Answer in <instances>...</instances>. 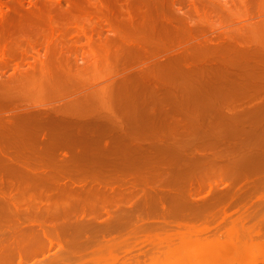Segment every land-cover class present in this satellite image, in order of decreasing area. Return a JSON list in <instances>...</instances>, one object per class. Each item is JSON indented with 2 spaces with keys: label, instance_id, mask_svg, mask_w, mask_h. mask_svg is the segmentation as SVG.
<instances>
[{
  "label": "bare ground",
  "instance_id": "6f19581e",
  "mask_svg": "<svg viewBox=\"0 0 264 264\" xmlns=\"http://www.w3.org/2000/svg\"><path fill=\"white\" fill-rule=\"evenodd\" d=\"M98 1L99 0H97V2ZM114 1L116 2L117 0H114ZM139 1L137 0V2H134V3H136V4L140 3L141 5L143 4L142 6L145 7V9H144L143 7H141L139 5L140 9H143L142 11L140 10L141 12L140 11L138 12L140 14V16L137 12H134L135 10H133V8L135 9L138 6L134 7V5H133V7H132L131 5L134 3H132L131 1L130 2L132 4H130V7H127V9H125V10H128V12L131 10L130 13L133 12L135 14L134 16L132 15L134 18L132 16L129 17L130 15L128 16V14H130V13H128L127 11H123V12H126L128 14L125 15L124 17L122 16L123 18H120L122 20H120V19L119 20L123 21V22H127L126 19L127 20L129 19L127 24L125 23L126 25L122 22L126 27L125 26L122 27L123 25L120 26L121 23H120V21L118 22V20H117L120 17L119 14H118L119 17L116 15V18H114L115 17L114 12L112 15H110V16L108 15L109 14L108 11L110 12L109 9L112 8V7L111 8L109 7L110 6L109 2H107V3H109V5L107 4L108 6H106V1H105V3H104V1L101 2L104 4L99 3V4H101V6L98 5V6H100L99 7L100 9L97 12L102 11V13L104 15L106 12L108 13V14H106V15H108V17L105 15L107 17V18H105L106 21L103 19V21L106 22V24L108 21V24H107L108 26L106 25L107 27H109V24H110V27H111V25L114 26L113 23H115V22H113L111 19H114V21L116 19V23H118L117 25H119V31H121L122 29L124 30V31H121L122 32L121 34L123 36H121V34L116 35L117 33H113V32H115L116 29L118 31V27H117V25H115V28L113 27L114 31L112 32V34H115L116 36H120V38L116 37V39L115 38L113 39L112 37H110L111 41L114 40L116 43H119L118 46L123 45L125 47V48H121L122 47L121 46L120 48H117L118 47L117 46L116 47L117 51L116 50H114V51H116L118 54H114L112 52L113 55H116V57L113 55H112V57H115V59H118V64H121L122 62H125V63L130 62L131 58L133 56H137V55L154 56L157 53H166L173 46L176 47L177 44L180 43V41L182 43H184L187 39L186 37L189 38V36L191 38V40H190L191 44L185 45V44H188V43H185L184 45H181V46L178 45L177 46V48H182L184 46H187L186 47L187 49H185L181 53V55L180 54L170 55L164 61L157 60L154 63L148 64L141 69H137L134 72L125 75L124 77L120 78V80L115 81L112 84L109 83V84H111L112 87L109 85V88L111 87V89L108 88V91H107V89H106V91L109 92V90H110L109 94H114V96H113L114 98L117 95L115 98L116 102H118L120 104L122 101L120 102L119 100H124V96H122L123 97L122 98L121 95L133 94L134 97H135V95H137L139 97L143 96L142 97L143 100H142V98H139V97H137V98L139 100L141 99L143 101L142 103H146V105L148 104V108L149 107L151 108V106H149V105H152V103L154 104V105H152V107L155 108L156 105L158 107V105H160L161 103L170 101L171 99L169 97L171 95H179V96L186 95V97H187V94L189 95V93H190L189 92L190 90H188V86H190L192 88H193V86L194 87L199 86V89H201V91L200 90L195 91V92L192 91L193 93H190L191 95H195V96H206V95L211 94V93H212L211 95H213V94H228V92L231 89L230 88L231 86H230V84L229 85L226 84L227 79L229 81V79L232 78V77L228 78L229 76H236L237 74L242 75L241 77H239V78H241L240 79L241 85H240V88L238 87V89L240 91L242 89H247V88H251L253 90L252 98H246L243 100L244 103L246 102L245 105H247L248 102H250V101L253 102L255 100L253 102V103H255L256 101L258 102L261 99V98L258 99V96L264 93V40H262V39L259 40L260 39L259 36L264 35V20L262 21L263 18L260 20L262 22L257 21L255 23V25L253 23L251 27H248L251 29L250 34L253 35V37H252L249 34V36L252 37L251 39L249 38L250 39L249 43H252V42L253 43L255 42V43L252 46L250 45L251 47L247 48V45H244V44H246L245 42H247V38H248L246 36L247 33H244V31L247 32V30H243V32L241 31L242 29L246 28V27L243 28L245 26V24H244V26L242 25L243 27L241 26L242 27L241 30L237 28L238 32H235V30H236L235 29L234 30L235 33L233 32L232 34L231 33L229 34V32H226V33L221 34V35L219 34L220 36L218 35L217 38L216 37H210L209 38V37H203V35H201L203 33H201L200 35L202 37H200L199 33L201 31H200V29L198 30V28H200L199 27L200 25L197 26L198 24H193V22L191 20H189L190 18L187 19L186 16L184 17L185 14L181 15V14H177L174 12L172 13V11H176V10H175V8L172 11L169 10L170 9V8H168L169 3L166 0H141L143 3L139 2ZM243 1H245V0H243ZM260 2H261V0H260ZM126 3L128 4V2H126ZM244 4H246V3H244ZM102 5H104V6L102 7ZM254 5H251V7H249V8L252 9V6L254 7ZM257 5H258V3H257ZM257 5L253 9L257 8ZM113 6L115 7V5H113ZM95 7H96V5H95ZM104 7L109 8V9L106 10ZM103 8L105 9V11L103 10ZM128 8H130V9H128ZM259 8H263V7L260 6ZM112 10H114V9H112ZM138 10H139V8L136 9V11H138ZM246 11H248V9ZM246 11H244V12H246ZM256 11H254L253 14ZM262 11H263V9H262ZM116 13H118V12H116ZM119 13H121V12H119ZM103 14H102V16H104ZM123 14H125V13H123ZM123 14L121 13V15H123ZM136 14H138L137 15L138 17L136 16ZM244 14L246 16L247 13H244ZM256 14H254V16ZM258 14H260V13H258ZM222 16H224V15H222ZM247 16H250V15L248 14ZM109 17H111V19ZM125 17H128V18H125ZM250 17H252V16H250ZM136 18H137V20H136ZM232 18H234V17H232ZM232 18H231V20H232ZM107 19H109L110 21ZM103 21H102V23H103ZM111 21H112V23H110ZM231 22H233V21H231ZM103 24H105V23H103ZM247 24H249V23H247ZM208 26H209V24H208ZM241 27L239 26V28H241ZM110 29L112 30V28H110ZM111 30H110V32H111ZM201 30H202V28H201ZM204 30H206L205 26H204L203 31ZM239 30L243 34L241 32H239ZM257 30H259L260 32ZM196 31H198L197 35H196V33H194ZM261 31H263V33ZM123 32H124V34H123ZM256 32L260 33V34L258 33L259 36H256V34H257ZM186 33H187V36L182 37L183 39L185 38V40H182V38L180 40L179 39L180 35L184 36L183 34L186 35ZM261 33H262V35H261ZM112 34L109 36H115ZM194 34H195V36H194ZM177 35L179 37H177ZM243 35L246 36L247 38L243 37ZM173 38L178 39V40H176L177 41L176 45L174 44V42H172ZM106 39H109V38H106ZM117 41H119V42H117ZM120 41L122 44H120ZM243 41H245V42H243ZM172 43L174 45H172ZM242 43H243V45H242ZM108 45H105V46H107V48H108V47H110V45L109 46ZM171 45H172V47H171ZM240 45L246 46V47L242 48ZM110 48H112V47H110ZM119 60L121 61V63L119 62ZM49 62H50V64H49L50 66L49 67L47 66L48 68H46V70L48 71V81L47 80H45L46 82L45 81L44 82L39 81L40 86L38 85L39 84V82H38L37 86L39 87V89H37V90L41 92L40 95L41 94L44 95L43 98H45V96L46 97L48 96L51 98H53V97L57 98L59 96H62L64 93H66V96H67L66 91H68V92L71 91V90L69 91L67 89L73 88L70 86H74L72 84L73 83L72 82L73 76L71 74L73 72L70 73V70L66 71L67 69L65 70V68H63L64 66L62 67V65L61 66L57 65L55 59L49 58ZM115 64H117V63H115ZM109 65H111V64H109ZM112 66H114V65H112ZM68 69H69V67H68ZM75 75L76 74H74V76ZM76 76H78V75H76ZM81 84L84 85V80ZM244 84H247V85H244ZM18 86H20V85H18ZM33 86H35L34 83H33ZM80 88H82V87H80ZM202 88H203V90H202ZM233 88L235 91L237 90L236 83L232 84V89ZM20 89L13 86V84L11 85V83L6 82L5 80H3V78H1V80H0V159L2 157H4L5 160L3 159L2 161H5V162H3V163L0 162V171H4L7 173H15V172H17L16 169H18V168L30 170L33 173L39 169L35 166L27 165V163L16 164L14 162L6 161V160H10L7 157H5L6 155H9V153L14 154V155L16 154L15 156H17V153L23 151V149H26V148L30 149V147H32L33 145L38 146V144H40V143L42 145L45 144L46 147L48 146L50 149L55 148L56 150H57V147L58 148L62 147V146L63 147H74L75 145H78L79 143H83L84 141L77 140L75 135L80 133V131H82V130H85V129L92 127L91 125H93V124H92L91 119L92 118L95 120L98 119L97 116H93L92 114L93 113L95 114V111H96L97 106H98L97 104L98 103L102 104L103 100L105 99V98L104 99L100 98V96H103V95H100L99 97L95 95L96 99L95 98L93 99L94 95H92L93 93H90L92 95V97H87V96L86 97H80V98L76 97V99L68 100V102H66V103L64 102V104H62V106L59 107V109L53 110L50 112H39L36 110H34V111L32 110V112L26 111V112L10 114V115H6L4 112L2 113L1 111L4 108H7V107L9 108L10 106L11 107L20 106L21 105L20 102H22L25 99V98L23 99V97L26 96L28 93H31V91L21 92ZM227 89H229V91ZM107 92H105V93H107ZM35 93H37V91ZM71 94H72V91H71ZM160 94H164V95H166V97H164V99L159 100L158 97ZM32 95H33V92L31 93V97H32ZM119 95H120V97H119ZM133 95H131V96H133ZM64 96H65V94H64ZM106 96H108V95H106ZM97 97L99 99H97ZM254 97H255V99H254ZM259 97H261V96H259ZM60 98H62V97H60ZM120 98H122V99H120ZM184 98L183 99L182 98L177 99L173 103V105L175 106V109L177 111L181 110V104L184 101ZM256 98H257V100H256ZM129 99H131V98H129ZM157 99H158V102L156 101ZM97 100H101L102 102L101 103H100V101L97 102ZM111 100H113V99H111ZM139 100L137 101L138 103L141 101V100L140 101ZM112 102H110V100H109L110 104ZM131 102L135 103L136 101H134L132 99V100H129L128 103H131ZM155 102H157L158 104H156ZM193 102H194V104L191 107H189L192 110L189 109V111H188V112L192 111L193 114L192 115H190L189 113H188V115L183 114V118H182L181 122L179 123L182 126L187 125L186 127H188V136L190 135V140L192 138H194L196 140L197 139L199 140L202 138L203 139L207 138L209 141H212L218 145H222L224 143H230L231 145H227V146H225V148H228L229 151L233 150L232 151L233 152L232 159L227 160L223 163H218L214 159L213 156L208 155L206 153H202L201 156L198 154L189 156L190 158H192V160L190 162H189V160L185 161L186 164L188 162L187 167L188 166L190 167V168L188 167V169H189L188 175L199 174V173L205 174L206 173V174L214 175L213 177L211 176V177H207V178H205V177L197 178V176H196V178L195 177L194 178L193 177L183 178L184 175H186V174H184V171H183L184 168L182 167L183 169L181 172H183L184 175H183V177L180 175L181 176V178H180V176L177 175L181 169L180 165H179L180 169L178 168L179 171L178 170H177V172L175 171V169H177V166H178L177 164L179 163L178 161H176L177 164H175V162L173 163V161L167 162V163L150 162L152 160H148V159L149 158L153 159L154 157H156V155H152L151 150L148 148H142V147L137 148L135 146H131V147H129V149L120 151V155L125 158L126 162H124L120 165H117L121 169L131 170V171H134V173H136V175L138 174L137 177L131 178V180H129V182H126L125 180H121L119 182L120 186L122 187L121 189H124V187L126 185L130 184L132 191H128L129 193H123V192L117 193L116 191H115L116 193L115 192L114 193L112 192L109 194L102 193L101 188L98 185H95L98 182V181L96 182L95 180H94L95 182L92 181V183L86 184V187L75 188V187L71 186L72 184L70 185V184L64 182L63 180H60L59 177L56 176V173L53 172V173L49 174L50 179H46L44 181L46 183L50 182L56 186L57 191H55V193H53V194H49L48 197H53V198L56 197L55 200L53 199L52 201L54 202V201H56V199H57V201L54 202L52 207L50 206L51 205L50 202H48L49 205H46L47 207L44 210L40 209V207H39L40 210L39 209L37 211L35 210L36 212L33 211L34 214L32 213V215L34 217L32 218V216H31V219L30 218L29 219H30V222L31 221L34 222L38 219H41V220L42 219H49L51 221H54V223L51 224L50 228H47V226H44V225L43 226L40 225L38 227L37 226L35 227L32 225V226H30V229H29V228H27V227H29V225L24 226L25 228H27V230L25 229L26 231H28V229H29V232H27V233H29V237H30V234H31V237H32V234H33V236L35 234L34 240L33 239H31V240L27 239L28 235H26L27 233L26 234L24 233L26 231L24 230V227L21 225H19V226L16 225L17 227L15 226L11 230L9 229V231H11L9 234H7L8 232L3 233V231L1 230L3 227V225H1L2 222L4 221L3 224H5V222L7 221L6 219L9 218L10 220H12L13 222H16V224H17V222L19 223L20 221H22V220H20V215L23 214V212L21 210H19V208L17 206V203L19 202V200L15 199L16 197L13 198L12 197L13 195L9 196V195H5V194L0 193V222H1L0 226H2L0 228V237H4L5 239L6 238L8 239L2 245H0V264H14V262L15 263L17 262V264H29L28 260L23 259L25 256L23 255L24 257H22L21 251L23 253L31 252L33 255L36 252L37 253L43 252V255H44L46 253V251L50 252L55 247H58V249L56 251H58L59 253L62 252V254H64V255L60 254L61 256L58 257V255H59L58 254L53 259H51L50 262H58L59 261L60 263L63 262L65 264H73L74 262L68 263V261H70L72 256L70 254L69 255L71 257L65 256V255L66 254L68 255V253L76 251L77 249H80V251L82 253L84 252V254H85L86 250L89 246L86 249L85 248L82 249V247L85 245H89V244H90V246L91 245L93 246V243L88 244V243L79 242L78 238H80L84 232L87 233V231H89L88 229H94L93 228L94 226L92 225V222H94V220H92V219H97L98 217L101 216L100 214H102V213L108 214V216H106L107 218H109L108 223L110 222L112 224L111 226L106 227L105 230H108L110 228H112V229L113 228H122V227L124 228V225L126 223L127 224L133 223L132 221L139 219L141 214L145 215V216L140 217V219L142 218L141 221H143L145 223H147L146 220L149 218V216L151 215L150 217H152V214H155V213H156V215L159 214V215L164 216V217L166 215L169 216V214L170 215L172 214L173 215V216L171 215L172 217H174V216L177 218L181 217L183 219H197V218L199 219L200 218L205 223V226L202 227L201 231H199L200 229L196 230L195 228H193L196 226L192 227V225L191 226H190V224L188 225V228L191 229V230L189 229L188 232L191 234H195V235L199 234V232H202V233L205 232L206 233V232H209L212 228H216V226L214 227L212 225H209L208 223L214 222V220L217 219V217H218L220 219L219 221L221 223L226 224V225L222 224V226L225 225L224 226L225 227L224 228V230H225L224 236L227 237L226 238L227 240H225V241L218 240L223 235V232L217 233V234L221 235L220 237H218L219 236L218 235L217 239L215 238L212 241L209 239L210 241L207 240L205 243L204 242H202V243L194 242L193 243V241L191 240L193 243L192 244L190 242V239H189L187 244L188 245L191 244V248L192 249L194 248L195 254L193 255V257L192 256L190 257V255L188 253L187 254L188 255L187 262L188 263L187 262H184V263L185 264H194V263L199 264V263H202L205 259L206 260L212 259L214 261L215 259H217V258L221 259V257H222V260H223V258L225 261L228 260V262L226 261L227 264H233L232 263L233 261H234V264H237V263L238 264H264V261H260L259 258H258L259 261L257 260L258 255L262 251H264V226H262V223H264V194L255 195L254 198L256 201L251 198L252 199V201L250 200L251 202H253V200L255 201L252 213L247 212L248 214H245L242 212L241 214H239L238 217H235V219H233L235 216V215L232 216L233 212L228 213V211H227L229 208L228 205L231 206L233 199L235 200L234 197H235L236 192L234 190L236 188H232V187H235V185L238 184V183H236L238 180L246 179V177L249 178V176H248L249 174L250 175L253 174V176H255V175L257 176V174L258 175L261 174V176L259 178H257V180H254L253 183H251L252 186L251 185H248V186L244 185V186L247 188L249 187V189L252 190V192L253 191L255 192L258 188H260L264 185V175L262 176V174L264 172V99H261V101L253 104L251 107H248L246 109L242 108L240 106L241 107V108L239 107L240 111L236 112L234 114H231V115L221 116L220 113H218V116L215 118L205 116L206 112H208L210 110H213V112H215V110H216V113L220 112L216 108H217V106L219 107L220 103L221 104H222V102L226 103L227 102L226 99L223 101H220L217 99L216 100H207V101H205V103L203 105H201L202 107L197 105V103H198L197 100H193ZM133 103L131 104V106L133 105ZM214 103H216V104L219 103V105L215 104L216 106H214L213 105ZM244 103L241 105H244ZM146 105H144V106L147 107ZM194 106H196V107H194ZM145 107H144V113L147 111ZM157 107H156V110L158 108L162 107V105H160V107H158V108ZM213 107H216L215 110ZM153 108H151V110ZM110 109H111V107H110ZM109 112H110L109 115L105 118V120L103 121L104 123L102 125L105 127V129L110 128V129L115 130L117 128L121 129L124 126H127L131 130L134 128H139V127H141L142 130H145V129H149L150 127L154 128L156 126L159 127V126H163L166 124L169 125L171 122V118L169 116H167L165 118H159L160 119L159 120V119H157V115L156 114L153 115V113L147 114L146 116H143L142 118L137 116V114H134L135 118L129 117V118L125 119V121H117L114 118L115 113L112 111V109ZM88 114L90 115V118H89ZM91 115H92V117H91ZM149 115H151V116H149ZM82 116H88L89 119L87 121L80 120ZM130 116H132V115H130ZM214 120L217 121V123L215 125L212 123ZM97 121H99V120H97ZM220 121H222V123H224V124L229 125L230 128L227 129L228 128V126H227L226 129L217 130V131L208 129V128H210L209 126L220 127V123H221ZM98 125H99V123H98ZM99 126L101 127V125H99ZM251 126L252 127L254 126L255 128L254 127L251 128ZM95 127H96V125H95ZM199 127H202V132H198L196 130V128H199ZM46 129L47 130L51 129V132H49L50 136L47 134L48 138L46 137L47 138L46 141L40 140L39 136L41 137L43 135V134H41V132H43L44 130L46 131ZM101 130H103V129H101ZM255 132H257V134H258L257 136H259V137L254 136L255 138H258V140H256L257 145L252 144V146H251L252 140H248V137H249V134L252 135V134H255ZM173 136H176V134H174ZM194 139H192V140H194ZM251 139H253V138H251ZM253 145L257 146V148L256 147L253 148ZM48 147H47V149H48ZM11 149H13V150H11ZM19 149H22V150L19 151ZM50 149H49V151H50ZM53 149L51 151L55 150V149L54 150ZM188 149L190 151L191 146H189ZM242 149L244 150V152H242V154L237 156V153H235V151L242 150ZM41 150L39 151L41 153L38 152L40 155L43 154ZM12 151L13 152L16 151L17 153H13ZM45 151L47 152V150H45ZM189 151H188V153H189ZM192 152L193 151H191V153ZM234 153H235V155H234ZM20 154L24 155L25 152L20 153ZM32 154H34V153L32 152ZM39 154H38V156H39ZM137 154L142 155L141 158H143V160H144L142 163L133 162L136 158L135 155H137ZM113 155H115V154H113ZM117 156H119V155L117 154ZM22 157H24V156H22ZM165 157H169L172 159H173V157L181 158V154L164 155L161 158H165ZM159 158H160V156H159ZM185 158H186V156H185ZM13 159H15V158H12L11 161H14ZM22 167H25V168H22ZM3 168H4V170H3ZM13 168H16V169H13ZM185 169H187L186 166H185ZM172 170H174V172ZM192 170H194V171L192 172ZM215 174L216 175L218 174L219 176H216ZM162 175H164V176L166 175V176L165 177L163 176L164 178H161ZM173 175H176V176H173ZM185 177H187V176H185ZM254 179H256V178H254ZM114 182H115V180H112L111 184ZM249 182H250V180H249ZM249 182H246V183L250 184ZM195 183L197 184V186H199L200 190H203V192L207 190L206 196H208V197L204 196V197H206V199H204V197L201 198V199H203V201L199 204H195V202L191 203V201H189L190 199L188 200V195L190 197L194 196L193 194H191L192 193L191 187H193ZM151 184H152V187H151ZM155 184H156V186H155ZM240 184H241V182H240ZM104 185L106 186V184H104ZM148 185L150 187H147ZM222 185L225 188V189L223 188L224 190L221 188ZM186 188L188 189L187 192H186ZM193 188H195V187H193ZM215 188H217V191ZM103 189L105 190V192L107 191L106 190L107 187H104ZM114 189L116 190L117 186L115 188V186L113 185L112 190L114 191ZM219 189H222L223 191L219 190ZM94 190L98 191L96 193V195L90 193L91 191L94 192ZM213 190H215V191H213ZM238 190H236V191H238ZM188 191H189V194H188ZM220 191H222V192H220ZM241 191H243V190H241ZM241 191L239 190V192H241ZM206 192H205V194H206ZM239 192H237V194L242 193L241 196L243 195L242 197L245 198L246 197L245 195L247 194V192H250V191L246 190L245 193L244 192L239 193ZM254 192H253V194H254ZM248 195H247L248 199H249V197L253 196L251 194V192L248 193ZM250 195H252V196H250ZM44 197H46V196H44ZM192 197H191V199L194 198V197L193 198ZM248 199H246V200L249 201ZM46 200H48V199H46ZM84 200H86V201H84ZM241 200H244V199L243 198L241 199V197H240V201ZM48 201H50V199ZM224 202L226 203V205ZM104 203H108L109 206L107 208L105 207V209L103 211H100L99 205H103ZM46 204H47V201H46ZM32 205H34V204H32ZM61 205H65L67 207L68 206H82L83 205V206H85L84 208L94 210L93 213L95 215L89 214V215H92L90 217L87 214H80V215L76 214L73 216V215H71L72 214L71 212L74 211L73 209H71V208H68V209L67 208H60ZM218 205H219V207L220 206L222 207L223 205L224 206L222 207L221 210H219L220 208L217 207ZM240 206H243V205H241V203H240ZM215 207H217V210H212ZM242 208H244V207H242ZM239 209L241 210V208H239ZM75 210H79V208H75ZM80 211H82V210H80ZM80 211H79V213H82ZM141 211H142V213H140ZM30 212H31V210H30ZM138 213H139V216H138ZM147 215H149L148 218L146 217ZM29 219H27V220H29ZM250 219L251 220L253 219V220L251 221ZM41 220H39V221H41ZM219 221H218V223H219ZM58 222L60 224H57ZM145 223H143V224H145ZM215 223H217V222L215 221ZM30 224H32V223H30ZM10 225H12V224H10ZM177 225H178V227H180L183 224L179 223ZM4 229H5V227H4ZM192 229H194V231ZM137 230H138V228H137ZM12 232H15V233L18 232L17 236H19V235L20 236L19 237L14 236L16 234H14ZM89 233H90V231H89ZM93 233H95V232H93ZM191 234H188V236H182L181 239L183 241H181V243L187 242L184 239L186 237L190 238L189 236ZM94 236H92V237H94ZM169 236H171V235H169ZM25 237H26V239H25ZM163 239H161V240H163ZM224 239H225V237H224ZM94 243L96 244V242H94ZM95 244H94V246H95ZM121 244H123V242L122 243L115 242L112 244V246L110 244L111 248H109V251L111 252V254H113L114 250ZM65 245H66V247L68 246L69 249L68 248L65 249L66 248ZM105 245H107V244H105ZM105 245H104V247H105ZM126 245L128 246V244H126ZM126 245L124 244V246H126ZM127 246H126L124 251L130 252V249L127 248ZM175 247H173V250H175L174 249ZM178 247L176 248V250L178 249ZM197 247L200 248L199 251H198ZM95 248L97 249L96 250V253H97L102 249V245L97 241V245L95 246ZM131 248H132V246H131ZM195 248H197V250ZM230 248H231V250H230ZM190 249H189V251H190ZM192 249H191V252H193ZM173 250H170V251L172 253H174ZM56 251H55V254H56ZM93 251H95V250H93ZM196 251H198V252H196ZM233 251L236 252L235 256L233 255L232 257H230V256L227 257V254L232 253ZM144 252H146V251H144ZM165 252H166V250H165ZM165 252H163V253H165ZM167 252H169V251H167ZM171 252L164 254L165 255V257L163 256L164 260H167L171 256L175 257L177 255V253H178L177 256H179V254L181 253L180 249L178 250V252L175 253V255H172ZM191 252H190V254H191ZM16 253H18V257H19L18 260H17V257L16 258L14 257ZM76 253H79V250H77ZM76 253H74V254H76ZM96 253H94V254H96ZM99 253H97V254H99ZM158 253H160V252H158ZM85 255H87V254H85ZM78 257L80 259V256H78ZM78 257L76 255V258H78ZM154 257L155 256H153V255L149 256V258L151 259L150 263L152 261L153 264H156L155 261H157V258L154 259ZM157 257H159V256H157ZM201 257H203L204 260ZM214 257H217V258H214ZM92 258H93V260H96L95 261V262H97L96 264H99V261L101 259H100V257H98V255L97 256L94 255V257H92ZM199 258H201V259L199 260ZM15 259L17 261H15ZM75 260H73V261H75ZM108 260H111V262L108 264H116V262L118 261V257L114 256V257H112V259L109 258ZM135 260L138 262L135 264H141L142 261L143 262L147 261L146 258H145V261L142 259H141V261H140V259H135ZM201 260H203V261L200 262ZM81 261H78L77 264H79V263L81 264ZM226 262H224V263L226 264ZM219 263H220V261H219ZM224 263H221V264H224ZM122 264H133L132 257L122 261Z\"/></svg>",
  "mask_w": 264,
  "mask_h": 264
},
{
  "label": "rangeland",
  "instance_id": "374dc122",
  "mask_svg": "<svg viewBox=\"0 0 264 264\" xmlns=\"http://www.w3.org/2000/svg\"><path fill=\"white\" fill-rule=\"evenodd\" d=\"M102 1H104V3L106 1V6H108L110 3L109 7L110 8L112 7L111 9L104 7L106 10L107 9L110 10V12L108 11L109 14L106 12L105 15L108 14L110 16L113 14V12L115 15L114 18H116V15L118 17L120 15L119 18L117 17L118 22L120 20H122L120 18H123L125 15H127L128 13L131 12V10L128 12V10H125V9H127V7H130V4L137 2V0L136 1L135 0H126V1L125 0H117L116 2L114 0H108V1L107 0H101V1L99 0L98 2H97V0H58V1L57 0H0V5H1L0 6V80H1V78H3V80L11 83V85L13 84V86H15L19 89L21 88L20 89L21 92H29V91H31V93L33 92L32 97H31V93H28L27 94L28 96L26 95L23 97V99L24 98L25 99L22 102H20L21 103L20 106H17V107H11L10 106L9 108L8 107L4 108L1 111L2 113L4 112L6 115H10V114L22 113V112H26V111L32 112V110L33 111L36 110L39 112H50V111L59 109V107H61L62 104H64V102L66 103V102H68V100L76 99V97L77 98L86 97V96L92 97V95H94L93 99L94 98L96 99V96L99 97L100 95H103V96H100V98L106 99V100L104 99L103 102L101 100H97V102L100 101V103L102 102V104L98 103L95 114L94 113L92 114L93 116L98 117V119H96V120L93 118L91 119L92 124H93V125H91L92 127L85 129L86 131L85 130H82L83 132L80 131V133H78L79 135L78 134L75 135L76 139L84 141L83 143H79L78 145H75L74 147H63V146H62L63 148L57 147V150L55 148H54L55 150L53 148L50 149L48 146H47L48 147V149H47L45 144L42 145L40 143L41 145L40 144H38V146L33 145L32 147H30V149L26 148V149H23V151L18 152V153L16 151H14V152L12 151L13 153H17V156H15L16 154L14 155V154H10V153H9V155L5 156L8 159H10V160H6V161L14 162L16 164L27 163V165L35 166L39 169L37 171H35L34 173L31 172L30 170L19 169V168L18 169L13 168V169L17 170V172H15V173H7L4 171H0V193L5 194V195H9V196L13 195L12 196L13 198L16 197L15 199L19 200V202L17 203V206H18L19 210H21L23 212V214L20 215V220H22V221H20L19 223L17 222V224H16V222H13L9 218L6 219L7 221L5 222V224H3L4 221L2 222V224L0 222V224L3 225V227L0 226V228L2 227L1 230L3 231V233L8 232L7 234H9L11 232V231H9V229L11 230L16 225H18V226L21 225L23 227L29 225V227H27L29 229H30V226H32V225L35 227L36 226L38 227L40 225L47 226V228L51 227V224H53L54 221H51L49 219H42V220L38 219L34 222H32V221L30 222V219H31V216H32V218L34 217L32 215V213L34 214L33 211H35V210L37 211L39 209V207H40V209L44 210L47 207L46 205H49L48 202H50V204H51L50 206L52 207L54 202L57 201V199L54 202L52 201L53 199L55 200L56 197H54V198L48 197L49 194H53V193H55V191H57L56 186L50 182L46 183L44 181L46 179H50L49 174H51L53 172L56 173V176L59 177L60 180H63L64 182H66L70 185L72 184L71 186L75 187V188L86 187V184L92 183V181L95 180L96 182L98 181L95 185H98L101 188L102 193L109 194L112 192L114 193L115 191L117 193L118 192L119 193H121V192L129 193L128 191H132L130 184L126 185L124 187V189H121L122 187L120 186L119 182L121 180H125L126 182H129V180H131V178L137 177L138 174L136 175V173H134V171L124 170V169H121L117 166V165H120V164L126 162L125 158L120 155V151L129 149V147H131V146H135L137 148L142 147V148L150 149L151 154L156 155V157H154L153 159L152 158L148 159V160H152L150 162L167 163V162L173 161V163L175 162V164H177L176 161H178L179 163L177 164L178 166H177V169H175V171L177 172V170L179 171V169L181 168L179 173L178 174L176 173V174L178 176L181 175L182 177L184 174H186V175H184L183 178H188V177H193V178L195 177L196 178V176H197V178H200V177L201 178H203V177L207 178V177H211V176L213 177L214 175H210V174H206V173L205 174L199 173V174L188 175V170H189L188 167L189 166L187 167L188 162L186 164L185 161L189 160V162H190L192 160V158H190L189 156L196 155V154L201 156L202 153H206L208 155L213 156L214 159L218 163H223L227 160L232 159V157H233V152H232L233 150L229 151L228 148H225V146L231 145V144L230 143H224L222 145H218L212 141H209L207 138L206 139L202 138L199 140L197 139L198 141L194 138H192L194 140H192V139L190 140V135L188 136V127H186L187 125L182 126L179 124L183 118V114H186V115H188V113L190 115L193 114L192 111L188 112L189 109L192 110L189 107H191L194 104L193 100H197V102H198L197 105L201 106L207 100H216L217 99V100L223 101L226 99L227 100L226 103L222 102V104L220 103V105H219V103L213 104L214 106L219 105V107L217 106V108L216 107H213V108H214V110H215V108L218 109V111H220V112L216 113V110H215V112H213V110H210L211 112L210 111L206 112L205 116L215 118L218 116V113H220L221 116L231 115V114H234L236 112H239L240 106L242 108L246 109L248 107H251L253 104L258 103L259 101H261V99H264V93H263V94L259 95L261 97L258 96V99L261 98L258 102L256 101L255 103H253L255 101L254 100L253 102L250 101V102H248L247 105H245L246 102L244 103L243 100L246 98H252L253 90L251 88H247V89H242L240 91L238 89V87L240 88V85H241L240 79L241 78H239V77H241L242 75L237 74L236 76H229L228 78L232 77L229 79V81L227 79L226 84H228V85L230 84V86H231L230 91H229V89H227L229 91L228 94H213V95H211L212 94L211 93V94H208L206 96H195V95H191L190 93H193V92L199 91V90L201 91V89H199V86H197V87L193 86V88L188 86V90H190L189 91L190 93H189V95L187 94V97H186V95H184V96L183 95H181V96L171 95L170 97L168 96L171 100L164 102V103H161L160 105H162V107H160V105H158V107H160V108H158L156 105V107L158 108L157 110H156V107L155 108L152 107V105H154V104L151 102L152 105H149V106H151V108H153L152 110L154 112L151 110L150 107L148 108V104L146 105V103H142L143 102L142 101L143 96L139 97V96L135 95V97H134L133 94H128V95L124 94V95H121V97L124 96V100H119L120 102L122 101L119 104L118 102H116V99H115L117 95L115 94L116 96L114 98L113 97L114 94H109L110 90H109V92H107L109 85L111 86V84L113 82L120 80V78L124 77L125 75L132 73L137 69H141L148 64L154 63L157 60L164 61L170 55H177V54L181 55V53L185 49H187L186 48L187 46H184L182 48H177V46L178 45H180V46L184 45L185 43H188L185 45H190L191 44V41H190L191 38L189 35H188L189 38L186 37L187 33H186V35L183 34L184 36L180 35V37L178 36L179 35L178 34L177 37H179L180 40L182 37H186L187 38L186 41L185 42L183 41L184 43H182L179 40L181 44L180 43L177 44L176 40H178V39H175L176 37L173 38L172 42H174L175 45L177 44V46L172 47V45H174L172 43V45H171L172 48L170 47L171 49L168 52L157 53L154 56L137 55V56H133L131 58L130 62H127V63L122 62L123 63L122 64L121 61L119 60V62L121 64H118V59H115L116 55H113V53L118 54L116 52L117 48H120L121 46H122L121 48H125V47L123 45L118 46L119 43H116L114 40L111 41L110 37H112L113 39L114 38L116 39V37L120 38V36H116V35H118V34L120 35L122 33L121 31H124V30L122 29L121 31H119V25H117L118 23H116V19L114 21V19H111V17H109V18L113 22H115L116 24L113 23L114 26L111 25V27L109 24V27L112 28V30L109 27H107L108 21L106 24V22H104L103 19L106 21L105 18H107L108 15H106L107 16L106 17L102 13V11L97 12L100 9L99 7L101 6V4H104V3H101ZM166 1L169 3V6H170V7L168 6V8H170L169 10L172 11L175 8L176 11H172V13L174 12V13L181 14V15L185 14L184 17L186 16L187 19L190 18L189 20H191L193 22V24H198L197 26L200 25L199 26L200 28H198V30L200 29V31H201V32L199 31L200 37H202L201 35H203V37H209V38L210 37H216L217 38V36L219 34L221 35V34H224L226 32H229V34L230 33L232 34L235 29H236L235 32H238L237 28L241 30L245 24V26L243 28H245V27L246 28L242 29L241 31L243 32V30H247V32L244 31V33L248 34V35L246 34V36L248 38L243 35V37L247 38V42L243 41L246 43L244 45H247V48L251 47L255 43V42L249 43V41L253 37V35L250 34L251 29L248 27H251L253 23L255 25V23L257 21L259 22L262 18H263L262 21L264 20V0H261V2H260V0H255V1L254 0H245V1H243V0H170V1L166 0ZM107 2H109V3H107ZM126 2H128V4ZM139 2L143 3L141 0ZM243 2L246 4H244ZM99 3H101V4H99ZM257 3H258V5H257ZM135 4L136 3L132 4L131 6L132 7H133V5H134V7L138 6L137 8H139V10L136 11L137 8H135V9L133 8V10H135L134 12L138 13L140 10L141 11L143 10V9H140V7H139V5L141 7H143L142 6L143 4L142 5L140 3H137L138 5L137 4L135 5ZM95 5H96V7L98 5H100V6H98L96 8ZM113 5H115V7ZM251 5H254V7L257 5L258 9L257 8L253 9L254 8L253 6H252V9H250L249 7H251ZM103 6L104 5H102V7ZM260 6L263 8H259ZM104 8H103V10L105 11ZM143 8L145 9V7H143ZM112 9H114V10H112ZM128 9H130V8H128ZM247 9H248V11H246ZM262 9H263V11H262ZM123 11H127L128 13L123 12ZM242 11L243 12L246 11V12H244V13H247L246 16ZM254 11H256L254 14L257 13L255 16L253 14ZM116 12H118V13H116ZM119 12H121L122 14L123 13H125V14L121 15V13H119ZM258 13H260V14H258ZM102 14L105 17L102 16ZM138 14H136V16ZM248 14L252 17L247 16ZM132 15L134 16L135 14L133 12L128 14L129 17H131ZM222 15H224V16H222ZM139 16H140V14H139ZM231 16L234 18H232ZM125 18H128V17H125ZM231 18H232V20H231ZM107 20H109V19H107ZM128 20L126 19L127 22H128ZM136 20H137V18H136ZM102 21L105 24H103ZM112 21L110 23H112ZM231 21H233V22H231ZM262 21H260V22H262ZM122 22L123 21H120L121 24L120 23L119 24H120V26L123 25L122 27H124L127 24V22H123L124 24L126 23L125 25ZM247 23H249V24H247ZM208 24H209V26H208ZM115 25H117L118 31L116 29L115 32H113ZM204 26H205L206 30L203 31ZM239 26L240 27L242 26V27L239 28ZM201 28H202V30H201ZM110 30H111V32H110ZM240 30H239V32H241ZM257 31H259V30H257ZM112 32L117 33V34L116 35L112 34ZM197 32L198 31H196L194 33H196V35H197L198 34ZM259 32H256L257 33L256 36H259L258 35ZM261 32L263 33V31H261ZM201 33H203V34H201ZM262 33H261V35H262ZM111 34L115 35V36H109ZM123 34H124V32H123ZM249 34L252 37L249 36ZM121 36H123V35L121 34ZM194 36H195V34H194ZM263 36L264 35L259 36L260 39L258 37L257 38L259 40H261V39L264 40ZM106 38H109V39H106ZM182 40H185V38L184 39L182 38ZM117 42H119V41H117ZM108 44L112 48H110V47L107 48V46H105ZM120 44H122L121 41H120ZM242 45H243V43H242ZM241 47L245 48L246 46H241ZM114 50H116V51H114ZM112 55L115 57H112ZM49 58L55 59L56 64L60 65V66L62 65V67L64 66L63 68H65V70L67 69L66 71L70 70V73L73 72L71 74L73 76V80H72L73 83L72 84L74 86H70L73 88L67 89L69 91L71 90L72 94H71V91L70 92L66 91L67 96H66V93H64L65 96L63 94L62 96H59L57 98L56 97L51 98L48 96L47 97L45 96V98H43L44 95L43 94L40 95L41 92L37 90V89H39L37 84L39 81L40 82H44L45 80L48 81V71L46 70V68H48L50 66L49 65L50 64ZM115 63H117V64H115ZM109 64H111V65H109ZM112 65H114V66H112ZM68 67H69V69H68ZM74 74H76L78 76H76V75L74 76ZM80 80L82 82L84 80V85L81 84L82 82ZM40 82L38 84L39 86H40ZM33 83L35 86H33ZM109 83H111V84H109ZM235 83L237 85L236 91L234 90V88L232 89V84H235ZM18 85H20V86H18ZM244 85H247V84H244ZM80 87H82V88H80ZM111 87L109 89H111ZM106 89H107V91H106ZM202 90H203V88H202ZM36 91H37V93H35ZM105 92H107V93H105ZM90 93H93V94L91 95ZM106 95H108V96H106ZM131 95H133V96H131ZM60 97H62V98H60ZM98 97H97V99H99ZM119 97H120V95H119ZM137 97L142 98V100L140 99L141 100L140 101ZM164 97H166V95L160 94L158 99L159 100L164 99ZM122 98H120V99H122ZM129 98H131V99H129ZM181 98L182 99L184 98V101L181 104V110L177 111L175 109V106L173 105V103L177 99H181ZM111 99H113V100L115 99L114 100L115 102ZM132 99L136 102L135 103H133V102L128 103L129 100H132ZM158 99L156 100L157 102H158ZM254 99H255V97H254ZM109 100H110V102L113 101L111 103L112 105L109 103ZM138 100L140 101L139 103L137 102ZM256 100H257V98H256ZM157 102H155V103L158 104ZM132 103H133V105L131 106ZM243 103H244V105H241ZM144 105H146L147 107H145ZM143 106L147 110L145 113H144V107ZM196 106H194V107H196ZM110 107H111L112 111L115 113L114 118L117 121H125V119H127L129 117L135 118L134 114H137V116L142 118L143 116H146L147 114L153 113V115L154 114L157 115V119L165 118V117L169 116L171 118V122L169 125L166 124V125L159 126V127L156 126L154 128L150 127L149 129H145V130H142L141 127L134 128L131 130L127 126H124L121 129L117 128L115 130L110 129V128L105 129V127L102 125L104 123L103 121L105 120V118L109 115V113H110L109 111H111ZM92 115H91V117H92ZM130 115H132V116H130ZM149 116H151V115H149ZM89 118H90V115H89ZM89 118H88V116H82L80 120L87 121ZM97 120H99V121H97ZM97 122L99 123V125H101V127L98 125ZM220 122H221L220 127L209 126L210 128H208V129L217 131V130H224L227 128V126H228L227 129L230 128L229 125L222 123V121H220ZM212 123L215 125L217 123V121L214 120ZM95 125H96V127H95ZM253 127L251 126V128H253ZM101 129H103V130H101ZM196 130L198 132H202V127L196 128ZM49 132H51V129H48V130L46 129V131L44 130L43 132H41V134H43V135L41 137L39 136V139L46 141V139L48 138V135L50 136ZM174 134H176V136H173ZM252 135L249 134V137H248V140H252L251 146H252V144H256V142H257L256 140H258V138H255L254 136L259 137V136H257L258 135L257 132H255V134H252ZM251 138H253V139H251ZM189 146H191L190 151L188 149ZM254 147L257 148V146L253 145V148ZM49 149H50V151L52 149L54 151L50 152ZM11 150H13V149H11ZM20 150H22V149H19V151ZM40 150L42 151V153L44 155L39 154V153H41V152H39ZM45 150H47V152ZM188 151H189V153H188ZM191 151H193V152L191 153ZM237 151H235V153H237V156L242 154V152H244L243 149L237 150ZM24 152H25L24 155L20 154V153H24ZM32 152L34 154H32ZM235 153H234V155H235ZM38 154H39V156H38ZM113 154H115V155H113ZM117 154L119 156H117ZM170 154H174V155L181 154V158H177V157H173V159L169 158V157L161 158L164 155H170ZM158 155L160 156V158ZM22 156H24V157H22ZM135 156H136V158L133 162L142 163L144 161L143 158H141V156H142L141 154H137ZM185 156L187 159L185 158ZM12 158H15V159H13L14 161H11ZM3 159H4V157H2L0 159V162H2V163L5 162V161H2ZM179 165H180V168H179ZM185 166L187 169H185ZM22 168H25V167H22ZM182 169L184 171V174H183V172H181ZM3 170H4V168H3ZM172 171L174 172V170H172ZM193 171L194 170H192V172ZM263 175H264V172H263L262 176ZM163 176L164 175H162L161 178H164L166 175L164 177ZM173 176H176V175H173ZM181 176H180V178H181ZM185 176H187V177H185ZM216 176H219V175L217 174ZM248 176L250 179L248 177H246V179H243V180L240 179L241 181L238 180L239 182L238 181L236 182L239 185L236 184L235 187H232V188H236L235 190L233 189L236 192L235 197H234L235 200L233 199V202L231 205L232 207L228 205L229 208L227 211H228V213L233 212L232 216L235 215L234 218L232 217L233 219H235V217H238L239 214H241L242 212L245 214H248L247 212L252 213V210H253L254 204H255L254 202L256 201L254 198L255 195L264 194V185L262 187L258 188L255 192L253 191L254 194H253L252 190L249 189V187L248 188L245 187L248 185L252 186L251 183H253L254 180H257V178H259L261 176V174L260 175L257 174L258 177L256 175H255L256 177L253 176V174H251V175L249 174ZM254 178H256V179H254ZM112 180H115V182L111 184ZM249 180H250V182H249ZM240 182H241V184H240ZM246 182H249L250 184H247ZM104 184H106V186ZM113 185L115 186V188L117 186V189L116 190L114 189V191L112 190ZM223 185L221 187L222 189L224 188ZM155 186H156V184H155ZM104 187H107L106 192L103 189ZM147 187H150V186L148 185ZM151 187H152V184H151ZM193 187H195V188H193ZM193 187H191V190H192L191 194L194 195L193 196L194 198L191 196L193 198V199H191V197L188 195V200L190 199L189 201H191V203L195 202V204H199L203 201V199H201V198H203L204 196L207 195V192H206L207 190L203 192V190H200L199 186H197L196 183L194 184ZM187 188H186V192L188 190ZM215 189L217 191V188H215ZM222 189H219V190H222ZM238 189L240 191L243 190L241 192H244V193L246 192V190L250 191L253 196L250 195L252 197H249V199H248V196H249L248 193H250V192H247V194L245 195L247 198L246 197L244 198V197H242L243 195L241 196L242 193L239 192ZM236 190H238V191H236ZM213 191H215V190H213ZM222 191H220V192H222ZM97 192L98 191L94 190V192L91 191L90 193L96 195ZM205 192H206V194H205ZM237 192H239L241 194H237ZM188 194H189V191H188ZM44 196H46V197H44ZM239 196L241 197V199L243 198L244 200L240 201ZM206 197H208V196H206ZM206 197H204V199H206ZM251 198L254 199L255 201L253 200V202H251L252 201ZM46 199H48V200L50 199V201H48ZM246 199H248L249 201H247ZM46 201H47V204H46ZM84 201H86V200H84ZM226 203H225V205H226ZM240 203L243 206H240ZM32 204H34V205H32ZM108 206H109L108 203H104L103 205H99V209H100V211H103L105 209V207L107 208ZM84 207L85 206H83V205L82 206H68V207L65 205H61L60 208H67V209L71 208V209H73L74 211L71 212L72 213L71 215H73V216L76 214H78V215H80V214L95 215L93 213L94 210L84 208ZM217 207L220 208L219 210L222 209V207L221 206L219 207V205ZM217 207H215L212 210H217ZM242 207H244V208H242ZM75 208H79V210H75ZM239 208H241V210ZM30 210H31V212H30ZM80 210H82V211H80ZM79 211L82 213H79ZM140 213H142V211ZM102 214H100L101 216L99 215L100 217H98L99 219L97 218L98 220L92 219V220H94V222H92L94 229H88L90 231V233H89V231H87L88 234L86 232H84L82 234V236L80 238H78L79 242L88 243V244L93 243V246L92 245L90 246V244L89 245L84 244L86 247L85 246L82 247V249L83 248L86 249L89 246L86 250V253H85L87 255H85L84 252L82 253L80 251V249H77V250H79V253H76L77 252V250H76V251H73L76 254L71 252V253H68V255L67 254L65 255L68 257L72 256V258L70 259V261H68V263L74 262L73 264H77L78 261L82 260L81 264L82 263L83 264H96L97 263V262H95L96 260H93L92 257H94V255H96V256L98 255V257H100V259H101L99 261V264L110 263L111 260H108V259L109 258L112 259V257H114V256L118 257L119 262L117 261L116 264H122V261H124L125 259H128L130 257H132V259H133V264L138 263L135 259H140V261L142 259L145 261V258L147 261H145V262L142 261L141 264L142 263L143 264L144 263L149 264L150 260H151L149 258V256L153 255V256H155L154 259L157 258L158 262L155 261L156 264H185L184 262H187V260H188L187 254L189 253L190 257L191 256L193 257V255L195 254L194 248L193 249L191 248V244L190 245L187 244L189 239H190L191 243H192V241H193V243L194 242H199V243L204 242L205 243L209 239L211 241L215 238L217 239V236L219 235L217 233L223 232L222 236L221 235L218 236V237L221 236V238L218 240H220V241L227 240L226 239L227 237L224 236L225 235V233H224L225 227L224 226L226 224L221 223L219 221L220 219L218 217H217V219L214 220V222L208 223L209 225H212L214 227L216 226L217 229L212 228L209 232H206V233L205 232L204 233L199 232V234H197L198 235L197 236L195 234H191L188 232V230L190 229V228H188V225L190 224V226L192 225V227L196 226L193 228H195L196 230L200 229L199 231H201L202 227L205 226V223L200 218L199 219L198 218L197 219H183L181 217L177 218L175 216H174L175 217L174 218V217H172L173 216L172 214H171L172 216L169 214V216L166 215L164 217V216H161L159 214L156 215V213H155V214H152V217H150L151 215L146 216L147 218L149 216V218H148L149 220L148 219L146 220V222L148 223L147 224V223L141 221L142 218L140 219V217L145 216L144 214L143 215L141 214L139 219H136L137 221L136 220L132 221L133 223H130V224L128 223L129 225L126 223L124 225V228L123 227L122 228H113V229L110 228L108 230H105L106 227L111 226L112 224L110 222L108 223L109 218L106 217V216H108V214H106V213H104L103 215ZM92 215H89V216L91 217ZM138 216H139V213H138ZM27 219H29V220H27ZM39 220H41V221H39ZM215 221L217 223H215ZM218 221H219V223H218ZM30 223H32V224H30ZM143 223H145V224H143ZM179 223H182L183 225L178 227L177 224H179ZM10 224H12V225H10ZM57 224H60V223L58 222ZM222 224H225V225L222 226ZM262 226H264V223H262ZM4 227H5V229H4ZM27 228L24 227V230L25 229L27 230ZM137 228H138V230H137ZM29 229H28V231L25 230L26 232H24V233L26 234L27 232H29ZM192 230L194 231V229H192ZM93 232H95V233H93ZM12 233L16 234L14 236H17L18 232L17 233L12 232ZM188 234H191L189 236L190 238L186 237L184 239L187 242L181 243V241H183L181 239V237L182 236H188ZM26 235H28L27 239H30V240L33 239L34 240V238H35V234H34V236L32 234V237H31V234L29 237V233H27ZM169 235H171V236H169ZM19 236H17V237H19ZM92 236H94V237H92ZM224 237H225V239H224ZM25 239H26V237H25ZM161 239H163V240H161ZM6 240H8V239L7 238L5 239L4 237H0V245H2ZM97 241L102 245V249L99 251L100 253L97 252L99 254L96 253L97 247L95 248V246L97 245ZM121 241L123 242V244H121L122 246L119 245L118 246L119 248L117 247L118 249L116 248L114 250V253L111 254V252L109 251V248H111L110 244L112 246V244L115 242L122 243ZM94 242H96V244ZM94 244H95V246H94ZM105 244H107V245H105ZM124 244L125 245L128 244V246L127 245L126 246H127V248L130 249V252L124 251L126 248V246H124ZM104 245H105V247H104ZM131 246H132V248H131ZM65 247H66V245H65ZM173 247H175L174 248L175 250L177 247H178V249L175 251V250H173ZM189 247L192 249L193 252H191V249ZM67 248L69 249L68 246L65 249H67ZM197 248H195V249L197 250ZM57 249H58V247H55L50 252L46 251V253L44 252L45 253L44 255H43V252H41V253L36 252L33 255L31 252L23 253L21 251V255H22V257H24V256L26 257V258L24 257L23 259L28 260L29 264H31L32 262H33L32 264H55V263L56 264H65L63 262L60 263L59 261L58 262H50L51 259H53L58 254H59L58 257L61 256L60 254H62V252L59 253L58 251H56ZM179 249L181 251L179 256H177L178 255V253H177V255L175 257L171 256L172 258L170 257L167 260H164V257H165L164 254L170 253L171 252L170 250H173L174 253L171 252V254L175 255V253L178 252ZM189 249H190V251H189ZM199 249L200 248H198V251H199ZM93 250H95V251H93ZM165 250H166V252L167 251H169V252L166 253ZM230 250H231V248H230ZM55 251H56V254H55ZM144 251H146V252H144ZM198 251H196V252H198ZM158 252H160V253H158ZM163 252H165V253H163ZM190 252L192 255L190 254ZM94 253H96V254H94ZM232 253H228L227 257H229V256L232 257L233 255L235 256L236 252L233 251ZM62 255H64V254H62ZM76 255H77V257L80 256V259H79V257L76 258ZM157 256H159V257H157ZM14 257L15 258L17 257V260H18V258H19L18 253H16ZM201 258L204 260L203 257H201ZM201 258H199V260ZM214 258H217V257H214ZM258 258L260 259V261H264V251H262L258 255L257 260L259 261ZM75 259L76 260L78 259V260L76 261ZM17 260L15 259V261H17ZM73 260H75L76 262ZM203 260H201L200 262H202ZM211 260L212 259H209V260L205 259L202 263H199V264H221V263H224L226 261L228 262V260L225 261L224 258H223V260H224L223 261L222 257H221V259L217 258L214 261L213 260L211 261ZM219 261H220V263H219ZM227 262H226V264H227ZM232 263L234 264V261ZM14 264H17V262L16 263L14 262ZM150 264H153V262L151 261Z\"/></svg>",
  "mask_w": 264,
  "mask_h": 264
},
{
  "label": "crops",
  "instance_id": "0c3cea01",
  "mask_svg": "<svg viewBox=\"0 0 264 264\" xmlns=\"http://www.w3.org/2000/svg\"><path fill=\"white\" fill-rule=\"evenodd\" d=\"M89 139V138H88Z\"/></svg>",
  "mask_w": 264,
  "mask_h": 264
}]
</instances>
